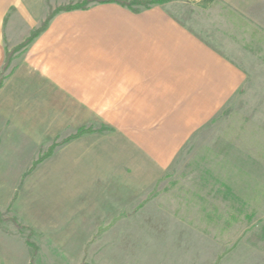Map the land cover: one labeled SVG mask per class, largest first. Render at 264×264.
Wrapping results in <instances>:
<instances>
[{
  "label": "rangeland",
  "instance_id": "374dc122",
  "mask_svg": "<svg viewBox=\"0 0 264 264\" xmlns=\"http://www.w3.org/2000/svg\"><path fill=\"white\" fill-rule=\"evenodd\" d=\"M63 6H51L47 16ZM179 9L185 23L243 68L245 81L153 187L109 191V205L95 198L93 206L82 196L86 192L49 180L43 165L33 163L56 146L47 140L58 103L0 95L5 264H264V28L247 16L237 14L238 20L224 4ZM45 19L23 41L5 43L6 52ZM17 49L8 68H0L1 86L12 63L23 68L16 63L24 51Z\"/></svg>",
  "mask_w": 264,
  "mask_h": 264
},
{
  "label": "crops",
  "instance_id": "0c3cea01",
  "mask_svg": "<svg viewBox=\"0 0 264 264\" xmlns=\"http://www.w3.org/2000/svg\"><path fill=\"white\" fill-rule=\"evenodd\" d=\"M82 1L0 0V68L5 43L23 41L51 6ZM184 4H224L264 28V0H166L138 12L93 2L56 14L16 63L23 68L12 63L0 95L59 105L47 140L56 146L39 163L49 180L86 192L93 206L109 205V191L153 187L239 92L243 68L183 21ZM81 128L90 132L66 141Z\"/></svg>",
  "mask_w": 264,
  "mask_h": 264
},
{
  "label": "trees",
  "instance_id": "16d2710c",
  "mask_svg": "<svg viewBox=\"0 0 264 264\" xmlns=\"http://www.w3.org/2000/svg\"><path fill=\"white\" fill-rule=\"evenodd\" d=\"M165 1L166 0H101V1L85 0L82 2H78V3H71V4L63 6V7H58L48 14L47 18L42 23L41 27L39 29H37L36 31H34L30 35V37H28L22 44H20L18 47H15V49H12L11 51H7L5 53L6 57L4 60L3 69L8 68V66L10 65L11 55L16 52L14 50H16L17 48H18L17 51L26 50V48L33 42V40L42 31H44L46 29L48 23L52 20V18L60 12H68V11H72V10H85L93 2H100V3L114 2V3H117L121 6H123V7L130 9L133 12H138L140 7L141 8H149L152 5L163 4ZM1 83H2V80H0V86L2 85ZM87 132H90V129L81 128L75 133V135L71 136L66 141H68L72 138L78 137V136H80L84 133H87ZM54 147L55 146L50 147L49 150L45 154H42V156L33 163V167L38 165L39 163H41L45 158L49 157L51 155ZM27 244H29L30 247H33V245L31 243H29V241H27Z\"/></svg>",
  "mask_w": 264,
  "mask_h": 264
}]
</instances>
